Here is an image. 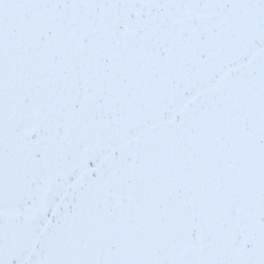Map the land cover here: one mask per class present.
<instances>
[{"label":"snow or ice","instance_id":"snow-or-ice-1","mask_svg":"<svg viewBox=\"0 0 264 264\" xmlns=\"http://www.w3.org/2000/svg\"><path fill=\"white\" fill-rule=\"evenodd\" d=\"M0 264H264V0H0Z\"/></svg>","mask_w":264,"mask_h":264}]
</instances>
